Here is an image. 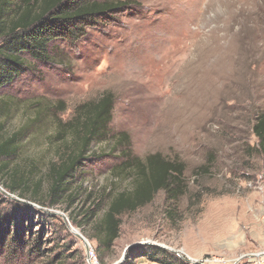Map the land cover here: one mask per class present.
<instances>
[{"label":"rangeland","instance_id":"rangeland-1","mask_svg":"<svg viewBox=\"0 0 264 264\" xmlns=\"http://www.w3.org/2000/svg\"><path fill=\"white\" fill-rule=\"evenodd\" d=\"M130 1L97 17L75 44L52 41L46 60L24 54L0 89L6 132L30 125L16 163L56 159L57 119L107 91L115 98L107 137L91 144L57 205L0 185V214L15 215L22 246L43 252L0 251V264H161L149 258L164 257L154 247L178 264H264V158L251 130L264 112V0ZM154 152L184 162L185 195L168 201L159 191L122 215L119 236L102 250L92 225L105 192L130 186L114 167Z\"/></svg>","mask_w":264,"mask_h":264},{"label":"trees","instance_id":"trees-1","mask_svg":"<svg viewBox=\"0 0 264 264\" xmlns=\"http://www.w3.org/2000/svg\"><path fill=\"white\" fill-rule=\"evenodd\" d=\"M129 5L130 0H0V89L19 74L25 64L24 54L35 60H46L52 41L59 39L73 45L85 36L97 17ZM114 104L113 93L107 91L97 99L79 104L70 119L58 118L54 137L60 145L56 147V159L44 164L32 157L25 159L26 163L14 161L28 139L29 123L8 133L0 122V185L9 194H17L40 206L57 205L65 195L69 178L91 153V144L107 137ZM251 130L257 139L256 150L264 158V112L255 116ZM185 169L183 161L170 159L160 152L150 153L143 159L130 156L114 167V173L130 178V186L105 192L108 202L92 225L102 250H108L119 236L122 215L149 204L159 191L164 192L168 201H177L185 195ZM207 170V164L200 166L195 175ZM74 193L67 198L71 200ZM49 217L56 218L52 214ZM17 222L13 214L6 217L0 214V251L7 250L15 256L18 250H24L41 258L43 252L38 253L41 250L38 245L30 246L31 249L22 246L15 228ZM5 235L7 238L10 235L7 244ZM152 250L164 257H154L152 253L149 258L161 264H178L175 255L157 247Z\"/></svg>","mask_w":264,"mask_h":264},{"label":"water","instance_id":"water-1","mask_svg":"<svg viewBox=\"0 0 264 264\" xmlns=\"http://www.w3.org/2000/svg\"><path fill=\"white\" fill-rule=\"evenodd\" d=\"M70 226V230L71 232L77 237V238H80L81 240L84 241V244H85V247L88 248L89 247V244H88V241L83 237V235L80 234V232L73 226L69 225Z\"/></svg>","mask_w":264,"mask_h":264},{"label":"built area","instance_id":"built-area-1","mask_svg":"<svg viewBox=\"0 0 264 264\" xmlns=\"http://www.w3.org/2000/svg\"><path fill=\"white\" fill-rule=\"evenodd\" d=\"M88 256H89V261L92 263L93 261H95V257H94V254H93V251H90L89 253H88ZM197 263H200V264H202L201 262H197Z\"/></svg>","mask_w":264,"mask_h":264}]
</instances>
